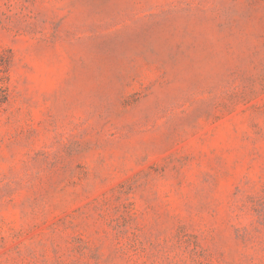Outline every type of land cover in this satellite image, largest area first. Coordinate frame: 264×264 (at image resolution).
<instances>
[{
	"label": "rangeland",
	"instance_id": "1",
	"mask_svg": "<svg viewBox=\"0 0 264 264\" xmlns=\"http://www.w3.org/2000/svg\"><path fill=\"white\" fill-rule=\"evenodd\" d=\"M0 264H264V0H0Z\"/></svg>",
	"mask_w": 264,
	"mask_h": 264
}]
</instances>
